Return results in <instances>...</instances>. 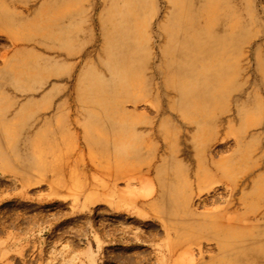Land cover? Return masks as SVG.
I'll return each mask as SVG.
<instances>
[{"label": "rangeland", "instance_id": "rangeland-1", "mask_svg": "<svg viewBox=\"0 0 264 264\" xmlns=\"http://www.w3.org/2000/svg\"><path fill=\"white\" fill-rule=\"evenodd\" d=\"M50 1L0 0L14 23L0 24V72L26 58L39 67L34 81L18 85L0 75L11 130L0 134V264H209L219 257L217 241L199 232L198 240H185L184 229L213 223L214 231L226 230L248 207L242 228L264 227V0H251L252 33L236 59L240 86L224 110L213 107V121L200 132L149 89L133 93L137 105L110 106L119 116L120 108L131 113L139 137L138 153L126 159L115 157L111 134L107 147L85 138L90 111L104 117L101 107L81 101L78 83L90 67H103L104 0L61 7L86 11L74 18L83 27L73 56L22 40ZM168 11L157 0L149 28L155 45ZM57 66L63 69L51 72ZM30 154L41 158L31 167L24 158ZM222 168L232 173L234 189Z\"/></svg>", "mask_w": 264, "mask_h": 264}, {"label": "bare ground", "instance_id": "bare-ground-1", "mask_svg": "<svg viewBox=\"0 0 264 264\" xmlns=\"http://www.w3.org/2000/svg\"><path fill=\"white\" fill-rule=\"evenodd\" d=\"M67 1L48 2L45 13L34 24L25 27L29 33H25L22 40L50 43L59 50L68 49L67 55L73 56L81 45L76 38L83 27V23L75 24L74 18L86 11L62 10ZM165 2L169 11L158 25L161 44L155 45V36L149 28L156 16L157 0H104L100 19L103 67L101 70L90 67L86 71L87 77L84 73L78 80L81 101L101 107L98 109L104 116L100 118L90 111L89 120L84 124L86 140L91 145L100 143L107 147L111 141L108 142L105 135L111 134L115 157L119 159L138 153L139 137L130 120L131 113L120 108L122 116H119L115 108L110 107L117 105V101L122 106L126 103L137 105L133 93L149 89L154 92L155 101L166 98L169 108L193 120L200 132L213 121V107L220 103L224 110L232 91L240 86L236 59L252 33L255 17L251 0ZM6 11L0 5V24L10 27L14 23L9 21ZM15 63L2 70L0 75L15 85L24 78L34 81L39 68L37 59L26 58ZM260 66L264 82V58ZM61 69L57 66L56 71L51 72L58 74ZM242 83V86L246 85L248 79L243 77ZM2 104L0 97V134L3 130V135L9 137L10 126L4 123L9 105L5 109ZM163 132L164 127L160 129V133ZM24 158L29 167L41 159L31 154ZM221 171L223 181L234 189L232 173L226 168ZM175 192L179 194L178 189H174ZM248 212L234 221V226L226 224V230L214 231L213 223L198 224L184 229L182 236L185 240H198L199 232L217 241L219 257L209 264H264V227L252 229L245 225L242 228L244 220L250 221L248 214L252 209L249 207Z\"/></svg>", "mask_w": 264, "mask_h": 264}]
</instances>
